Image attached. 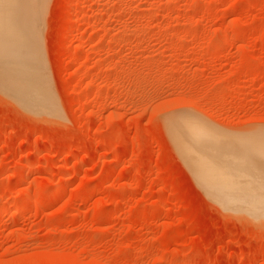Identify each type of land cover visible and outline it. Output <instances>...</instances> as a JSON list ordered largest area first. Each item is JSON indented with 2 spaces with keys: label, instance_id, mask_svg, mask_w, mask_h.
<instances>
[{
  "label": "rangeland",
  "instance_id": "374dc122",
  "mask_svg": "<svg viewBox=\"0 0 264 264\" xmlns=\"http://www.w3.org/2000/svg\"><path fill=\"white\" fill-rule=\"evenodd\" d=\"M27 1L56 113L0 67V264H264L258 204L223 206L169 123L264 163V0Z\"/></svg>",
  "mask_w": 264,
  "mask_h": 264
},
{
  "label": "bare ground",
  "instance_id": "6f19581e",
  "mask_svg": "<svg viewBox=\"0 0 264 264\" xmlns=\"http://www.w3.org/2000/svg\"><path fill=\"white\" fill-rule=\"evenodd\" d=\"M28 2L30 3L27 0H0V67L5 74L3 79H5L6 83H4L9 89V95L15 102L31 112L40 113L46 111V113L53 115L56 110L53 108L51 96L47 93L48 90H46V86L42 82L39 68L37 69L39 55L35 52L36 49L33 50L29 44L21 43V38L20 41L17 39L22 32L24 34H21V36H27L24 29L27 28V33L28 27L25 26L24 17H26L25 14H28L26 13L27 5L29 6ZM23 26L26 28L23 29ZM34 47H36V44ZM186 116L185 114L180 116L176 114V116H172L173 118L176 117L174 120L170 116L169 119H172V121L169 123L173 122L172 126L170 125L173 129L171 134L173 133L176 136L179 142L178 147L180 146L181 151L191 159L192 165L195 164L201 173L207 177L205 181H207L209 188L213 187L217 190V187H219L217 190H220L219 193H223L221 192L222 189L228 193L224 195L226 197L218 195V197L220 196L218 199L221 198L222 205L233 209L243 207L247 211H250L251 207H256V204L263 208L264 194H262L263 196L256 194V196L259 195L260 197L255 198V193H253L254 198L250 197L251 190L256 193L264 192V163L262 160H258L263 159V157L258 155L259 158H257L256 153L258 154V152L252 151V149L249 152H252L251 154L255 156L250 155L247 151L249 149L246 150L245 146L240 143L235 144L233 141L232 143L236 146L231 145L233 138H231L232 140L229 139L230 142H227L229 135L227 138L223 137L224 134H222L221 137L223 139L216 130L214 132L213 129V134L212 129L208 126H203V123ZM173 134L172 137H175ZM262 151L264 150L262 149ZM254 152L256 153L254 154ZM232 189L239 190V192L245 191L244 193L240 192L244 195L239 193L240 196H232L235 191H231L234 194L229 195L231 194L229 190ZM246 192L249 194L247 195ZM259 207L254 208L256 209L255 211H252L253 208H251L250 212L253 213V216L264 218V211L259 210L258 212ZM245 209L241 208L243 213ZM234 212L237 213L236 211ZM248 214L245 216L250 217L251 215ZM253 219L255 217H252V221H254ZM261 220L264 221L262 218Z\"/></svg>",
  "mask_w": 264,
  "mask_h": 264
}]
</instances>
